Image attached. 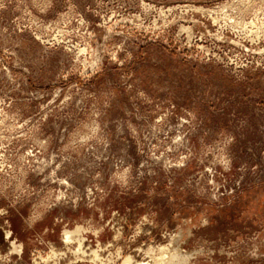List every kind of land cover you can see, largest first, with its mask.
Returning <instances> with one entry per match:
<instances>
[{
	"label": "rangeland",
	"instance_id": "374dc122",
	"mask_svg": "<svg viewBox=\"0 0 264 264\" xmlns=\"http://www.w3.org/2000/svg\"><path fill=\"white\" fill-rule=\"evenodd\" d=\"M126 260L264 264V0H0V264Z\"/></svg>",
	"mask_w": 264,
	"mask_h": 264
},
{
	"label": "bare ground",
	"instance_id": "6f19581e",
	"mask_svg": "<svg viewBox=\"0 0 264 264\" xmlns=\"http://www.w3.org/2000/svg\"><path fill=\"white\" fill-rule=\"evenodd\" d=\"M7 233H8V232H7ZM69 234H70V233H66V235L64 234V235H65V236H64V239H65L64 241H67V242H68V240L70 239ZM162 260H163V259H162ZM162 260H161V261H162ZM126 261H127V260H126ZM161 261H160V264H163L164 262L161 263ZM129 263H130V262H129ZM127 264H128V261H127ZM138 264H139V263H138ZM140 264H141V263H140ZM157 264H158V263H157Z\"/></svg>",
	"mask_w": 264,
	"mask_h": 264
}]
</instances>
